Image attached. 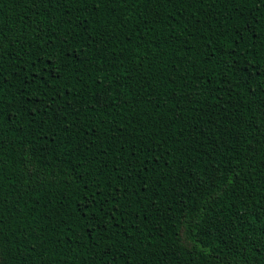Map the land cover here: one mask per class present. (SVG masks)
<instances>
[{
  "label": "trees",
  "instance_id": "trees-1",
  "mask_svg": "<svg viewBox=\"0 0 264 264\" xmlns=\"http://www.w3.org/2000/svg\"><path fill=\"white\" fill-rule=\"evenodd\" d=\"M4 264H264V0H0Z\"/></svg>",
  "mask_w": 264,
  "mask_h": 264
},
{
  "label": "snow or ice",
  "instance_id": "snow-or-ice-1",
  "mask_svg": "<svg viewBox=\"0 0 264 264\" xmlns=\"http://www.w3.org/2000/svg\"><path fill=\"white\" fill-rule=\"evenodd\" d=\"M0 264H4V261L0 260Z\"/></svg>",
  "mask_w": 264,
  "mask_h": 264
}]
</instances>
